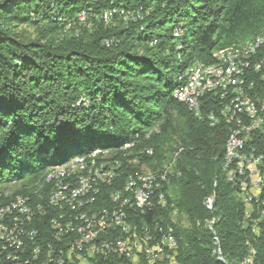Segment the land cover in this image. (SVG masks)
Wrapping results in <instances>:
<instances>
[{
    "label": "trees",
    "instance_id": "1",
    "mask_svg": "<svg viewBox=\"0 0 264 264\" xmlns=\"http://www.w3.org/2000/svg\"><path fill=\"white\" fill-rule=\"evenodd\" d=\"M14 23L34 24L36 36L17 34ZM263 31L264 0H0V179L42 172L37 183L48 167L108 149L120 173L100 185L91 207L112 206L109 193L139 174L142 164L160 170L156 165L176 135L174 173L151 196L152 206L127 209V226L143 233L146 228L134 226L148 224L146 232L158 239L170 235L178 264H264L263 227L256 234L249 220L242 223L261 204L244 215L239 177L228 180L222 171L229 126L208 120L219 100L203 93L196 116L172 97L178 76L192 63L210 62L214 50L242 45ZM256 87L261 94L251 97H264V85ZM250 141L264 156V133H253ZM126 142L134 143L119 149ZM21 189L15 192H26ZM159 191L167 197L163 206ZM174 209L187 226L173 221ZM48 216L34 220L41 244L52 241ZM107 256L95 254L97 264H133L129 258L109 263Z\"/></svg>",
    "mask_w": 264,
    "mask_h": 264
},
{
    "label": "bare ground",
    "instance_id": "2",
    "mask_svg": "<svg viewBox=\"0 0 264 264\" xmlns=\"http://www.w3.org/2000/svg\"><path fill=\"white\" fill-rule=\"evenodd\" d=\"M262 47L263 50H260ZM211 57L218 58H211V61L207 63L199 61L200 64H209V72L222 69L217 77L211 78V81L208 82L210 94L215 97L214 99L219 100L218 111L211 112L208 115V120L214 125L218 120L223 119L220 117L225 116V109H228V117H234L223 120L229 126L227 139L236 140L229 141L226 139L225 141L222 171L228 180H232V177L237 175L243 189L249 187L258 192L257 195L244 196L245 200H243L247 204L244 215H247L254 204L264 205V177L262 181H255L254 185V179H258L260 176V169L238 172L240 168L247 166L256 167L262 158L264 163L263 154L257 153L255 147L245 145V135L248 132L249 140L253 133H264V97L260 95L251 97L255 93L261 94L256 90L258 82L264 85V31L242 45H232L224 49L214 50ZM235 64L247 65L243 67L242 75L231 78L233 71H235ZM191 68H198V61L192 63L178 76L180 83L172 90V94L181 93L189 86ZM259 70L260 72H257ZM228 81L229 86L222 87L227 85ZM263 91L261 92L263 93ZM202 94L199 93L198 97H190L186 100L181 96H174L173 98L184 103L194 115L199 116ZM249 107L252 109L248 116L244 117L245 110ZM133 143H123L119 149L125 150L131 147ZM107 152H109L108 149L102 152L96 149L89 153L79 154L76 156L77 158L71 161L74 162L85 157L81 164L48 167V173L45 177L40 182L35 183L32 188L29 186L26 192H15L17 186H0L2 187L0 189V264H53V241L57 242V257L65 258L72 242L76 239V235L80 234L90 235L83 238V247L72 250L73 259L84 258L86 255H83V249L92 247L95 249L91 250H94V263L96 264L95 254L106 257L109 254V249L112 248L128 252V256L125 258L132 259L134 253L136 254V251H130L132 242L148 243L146 244V251L153 252L146 257L150 261L168 258V252L173 249V244L175 245L174 240L173 243H167L168 239L172 238L170 235L163 234L158 239L147 232L137 233L125 223L127 209L132 208L134 197L143 192V188H148L149 192L145 198H142L140 209L152 206L151 196L156 190H159L160 183L165 180L164 172H162L163 174L156 172V174L151 171L146 173L142 171L137 175L129 174L121 189L109 193L113 205L103 206L99 209H92L91 206L95 203L100 185L97 188H75L74 191L68 186V184L82 179L81 176L86 175L87 171L90 172V168H95L101 172V169L98 168L105 167L103 166L104 163H96L98 166L95 167L93 161L97 154ZM87 158L90 160L87 161ZM114 165H117L118 169L114 172V177L111 180L102 179L101 184L109 185L119 176L120 165L118 162L111 163L108 167ZM77 166L79 168L74 171L73 169ZM61 168L63 169L56 172V169ZM89 176L87 175V177ZM56 196L68 197L56 198ZM211 198L207 200V207L211 206ZM165 202L163 193L159 191L157 204L163 206ZM22 209H26L24 215H22ZM44 215H49L47 220L51 227L52 241L41 244V241H37L38 229L33 224L35 219ZM114 221H116V226L107 228V222ZM6 226L7 229L17 228L11 245H8L9 236L1 235L2 227ZM96 227L103 230H100L98 234H91V228ZM65 229L69 232H64ZM53 232L64 233L53 234ZM34 250H37L35 258L33 254H29V251ZM213 253L218 259L222 258L217 241H214ZM56 264H65V260H58Z\"/></svg>",
    "mask_w": 264,
    "mask_h": 264
},
{
    "label": "built area",
    "instance_id": "3",
    "mask_svg": "<svg viewBox=\"0 0 264 264\" xmlns=\"http://www.w3.org/2000/svg\"><path fill=\"white\" fill-rule=\"evenodd\" d=\"M104 17V15H103ZM85 18V13L82 12V20ZM106 44V43H105ZM263 50V47L262 49ZM260 54V53H259ZM222 56V55H220ZM218 56V57H220ZM218 57H211V58H218ZM247 64H235V71L232 73V77L242 75V69L244 66ZM222 69H218L216 72H209V64H200L198 61V68H191L190 70V83L189 86L184 89L181 93H174L172 94V97L174 96H181L183 99H189L190 97H198L199 93H206L207 95H210V91L208 89V82L211 81V78L217 77L218 73H220ZM257 72H260L257 71ZM255 73V72H253ZM230 81V80H229ZM229 81L227 85H223L222 87H227L229 86ZM252 108L249 107V109L245 110V115L244 117L248 116L249 111ZM223 118V120L226 119H233L234 117H228V109H225V116L220 117ZM216 119V118H215ZM252 130V129H251ZM250 130V132H251ZM246 136V144H250L249 140V132L245 135ZM229 141H235L236 139H227ZM85 160V157L79 158L74 162L68 163L67 165H76V164H81ZM263 158L260 159V163L256 167H245V168H240L238 171L241 173L242 171H248L250 169H260V176H258V179H254V185L255 181H262L263 179ZM64 168V167H63ZM61 169H56V172L62 170ZM117 165H114L112 167H101V172H95V177H88L86 179H80L78 181H74L72 184H68L72 188V191L75 190V188H97L98 185H101V180L102 179H109L114 177V172L117 171ZM65 184V183H63ZM149 190L148 188H143V192L138 193L136 197H134V202L132 203V208L131 209H140L141 208V200L142 198H145L148 194ZM57 197H68V196H56ZM55 198V199H56ZM54 199V201H55ZM264 207V205H263ZM15 210V209H14ZM26 209H22V215H24V211ZM50 210V209H48ZM11 212V211H9ZM116 226V221L114 222H107V228H113ZM134 227H142V228H148V224H142L141 226H134ZM261 227L264 229L263 224H251L250 229L252 232H255L258 234L261 230ZM16 229H7L6 227H2L1 229V235H8L9 236V243L8 245H11L13 243V236L15 235ZM103 229H97L96 228H91V234H98V232ZM64 232H69V230H66ZM64 232H53L54 233H64ZM87 235L90 234H80L76 235V239L72 242L70 248L67 251V256L65 258H58L57 257V242L53 241V264H56V261L58 260H65V264H96L94 263V258H93V253L90 256H85L84 258L81 259H73L72 258V250L78 247H83V238H85ZM52 236V234H51ZM167 243H173V238H169ZM146 244L148 243H134L132 242V247L130 251H136V263H139L140 260L143 258L146 260L147 255L152 254L153 252H147L146 251ZM29 254H33L34 258L37 255V250L34 251H29ZM125 256H128V252H122L119 251V249H109V254L107 257H109V263L116 260V259H124ZM176 246L173 244V251L171 255V264H178L176 261ZM160 264V263H157Z\"/></svg>",
    "mask_w": 264,
    "mask_h": 264
},
{
    "label": "rangeland",
    "instance_id": "4",
    "mask_svg": "<svg viewBox=\"0 0 264 264\" xmlns=\"http://www.w3.org/2000/svg\"><path fill=\"white\" fill-rule=\"evenodd\" d=\"M25 11L26 10H24L22 14H24ZM79 15H82V12L79 13ZM127 15L128 16H132L133 13L130 12ZM12 28H13V31L14 32H16L17 34H19V35H21V36H23L25 38H34L36 36V34H37L36 26L34 24H31V23H16V24L14 23ZM66 30H67V27L63 31V33H65L66 35H68V32L69 31H66ZM178 142H179L178 136L174 135L172 137V140H170L167 143V146L165 147L163 156L161 158L162 160L156 165V168L157 169H160V170H152L147 165L142 164L141 165V168H140L141 172L143 171V173H146L147 171H151V172H154V173L157 172L158 174H160V173L163 174L162 172H164L165 173V178L167 179V174L169 173L171 175L175 171L174 170V165H175V158H176V154H177L176 145L178 144ZM97 150H100V149H97ZM76 156L77 155H74V156L70 157L66 162H64V163H62L60 165H55V166H65L68 163H70L71 161H73L75 158H77ZM110 159H112V157L109 154V152L103 153V154L100 153L99 156H97V157L94 158V161L93 162L95 163L94 164L95 167L98 166V164H96V163H99V162L104 163L103 166L108 167V165L109 164L111 165V162H112V161H110ZM55 166H51V168L52 167H55ZM78 168H79V166H77L73 170L75 171ZM90 169H91L90 172L87 171V174L86 175L81 176L82 179L88 178L87 175H90L89 177H93V176L95 177V172H100V170H96L95 168H90ZM98 169H101V168H98ZM41 173H39V174H41ZM39 174H38V176H39ZM37 177H36V175H35V177L29 176V174L26 173L23 176L22 179H20V178L17 179V178H12V175L9 176L8 174H4V177L2 179H0V182H1L0 183V186H15L16 185L17 188H22L23 190L28 191L29 186H30V188H32L35 185L34 183H36V181L38 179ZM11 179H13L15 181H13ZM7 180H9V181H7ZM164 181H166V180H164ZM30 182H33V183H30ZM120 185H121V183L119 184L118 187H120ZM1 188L2 187H0V189ZM161 188H162V184H161ZM239 188L242 190V192H237V195H238L241 203L243 204L244 211H245V204H244V201H243V199L245 200L244 196H246V195H257L258 192L255 191V190H253V189H250L249 187H245V189H243L240 186ZM173 191H174V186H172V185L169 184V187H168V190H167V194L169 196H172V194H174ZM242 193H243V195H242ZM99 197H100V195H99ZM165 198L167 200L166 195H165ZM263 209H264L263 205L255 206L254 209L251 211V213L249 214L248 217L245 218V216H244L242 223L243 224H247L246 222L249 220V223L248 224L251 225V224H257L260 221H264V214H263L264 211H263ZM171 215H172L173 221L180 222L183 226H187L188 221H187V218H186V216L184 214H179V213H177L176 209H174L172 211V214ZM144 232H146V231L144 230ZM91 249H94V248L93 247L90 248V251L87 252L88 256H90L93 253V251L95 250V249L94 250H91ZM93 258H94V255H93ZM129 260L133 264H136V254L134 253L133 258L132 259H129ZM157 263H160V264H171V257L168 256V258L165 259V260L164 259L163 260L161 259V260L156 261V262L154 261V264H157ZM241 264H245V263H241Z\"/></svg>",
    "mask_w": 264,
    "mask_h": 264
}]
</instances>
